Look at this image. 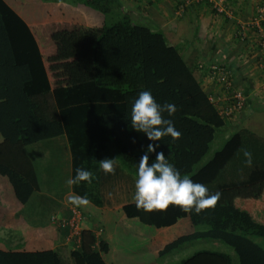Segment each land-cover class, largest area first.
<instances>
[{
  "label": "trees",
  "instance_id": "trees-1",
  "mask_svg": "<svg viewBox=\"0 0 264 264\" xmlns=\"http://www.w3.org/2000/svg\"><path fill=\"white\" fill-rule=\"evenodd\" d=\"M57 1L87 8L101 16V26L63 21L29 27L0 0V177L11 187L14 202L25 205L38 189L23 149L66 132L75 142H70L73 149L84 150L80 126L92 117L104 133L102 144L92 150L96 164L115 159L137 179L140 158L150 143H159L156 151H162L182 176L206 185L210 193L222 194L214 208L199 215L175 205L153 212L136 204L122 208L128 219L156 229L189 218L193 232L160 250L159 264L196 241H210L228 251L220 246L198 250L177 264H264L262 129L258 135L257 127H247L249 118L241 120L245 112L239 124L219 114L209 101L211 93L203 90L196 73L163 33L132 22L123 4L139 0H27V4ZM145 90L160 104L176 105L174 116L165 113V118L173 120L179 139L152 142L132 127L131 102ZM257 102L248 100L246 110L264 111L256 108ZM102 104L121 105V115L100 113L95 107ZM262 118L255 119L253 126ZM233 124L222 146L208 156L216 132ZM244 150L252 153L251 166L245 162ZM154 160L152 153L149 163ZM65 232L60 230L62 241ZM0 243L8 249H0V264H105L102 255L108 250L102 240L96 244L90 229L81 230L77 247L63 242L68 246V262L58 250L16 252L10 242Z\"/></svg>",
  "mask_w": 264,
  "mask_h": 264
},
{
  "label": "crops",
  "instance_id": "crops-1",
  "mask_svg": "<svg viewBox=\"0 0 264 264\" xmlns=\"http://www.w3.org/2000/svg\"><path fill=\"white\" fill-rule=\"evenodd\" d=\"M4 1L29 27L63 21L89 27H98L102 23L101 16L86 11V8L80 5L71 6L64 1L29 5L27 0H23L25 5L35 10L27 13L22 11L23 5L19 0ZM141 1L143 12L146 13V22L158 28L167 43L181 53L186 65L196 73L205 92L216 93L217 87L198 66L215 63L225 66L231 72L233 86L243 91L249 100L259 101L256 104L261 110L264 109V99L260 100L254 96V88L261 81L262 74L258 65L260 60L264 62V24L261 34L251 24L260 0H139ZM127 3L124 2L123 6ZM215 5H219L223 12L218 13ZM241 25H245L246 35L242 42L236 38ZM95 108L100 113H122L119 104H102ZM252 116L253 119H261L264 111L255 112L254 109L248 108L241 120ZM96 117L98 115L94 118ZM254 122L256 121L253 120ZM262 125L259 124L261 129ZM23 152L33 167L38 184L37 192L30 196L25 205L18 206L13 202L15 200L11 187L5 178L0 177V199L6 197L14 206L11 212L0 208V230L23 237V240L15 243L12 240L0 239L7 244L10 242L12 251L58 250L61 255V250L65 247L62 234L52 225L50 218L52 215L57 218L65 217L71 207H76L82 213V229L93 230L100 227L103 230L101 240L108 247L107 253L102 255L105 264H157L160 250L177 238L193 232L189 218L180 219L173 226L161 229L143 225L135 218L128 219L122 208L136 204V178L123 170L117 161L114 174L104 173L94 161L93 166L86 165V152L73 149L66 132L62 136L27 146ZM77 168H84L94 174V188L90 187V183L83 181L75 185L67 183L70 178L75 177ZM6 183L11 196L6 194ZM73 195L87 196L90 203L86 206L72 205L69 198ZM29 205V211L42 212L29 213V220H26L23 212ZM127 233L135 235L134 246L137 248L132 254L125 253L123 261L114 256ZM116 240L119 244H115ZM0 249L8 250L1 243ZM142 253L151 255L149 263L142 259ZM65 261L68 262V259Z\"/></svg>",
  "mask_w": 264,
  "mask_h": 264
},
{
  "label": "clouds",
  "instance_id": "clouds-1",
  "mask_svg": "<svg viewBox=\"0 0 264 264\" xmlns=\"http://www.w3.org/2000/svg\"><path fill=\"white\" fill-rule=\"evenodd\" d=\"M177 107L173 103H158L150 90L141 91L131 102L130 121L132 127L146 135L152 142H159L164 137L179 139L181 133L176 129L172 119ZM159 143H150L147 151L136 165L134 200L137 208L145 212L164 211L169 205L179 206L185 212L199 215L203 210L214 208L221 199V193H210L204 184L194 182L187 175L182 176L179 169L170 163L164 153L157 152ZM155 153V160L149 163L150 154ZM243 155L248 166L252 164V153L244 150ZM115 159L100 161V168L106 174L115 173ZM94 174L84 168H77L74 178L67 183H91ZM69 203L75 206H86L90 203L87 196L73 195Z\"/></svg>",
  "mask_w": 264,
  "mask_h": 264
},
{
  "label": "rangeland",
  "instance_id": "rangeland-1",
  "mask_svg": "<svg viewBox=\"0 0 264 264\" xmlns=\"http://www.w3.org/2000/svg\"><path fill=\"white\" fill-rule=\"evenodd\" d=\"M19 1L23 5L22 6V11L23 12L27 13L29 11H35L33 7L25 5L24 4L25 2H23V0H19ZM142 5H143L142 1L141 2H136V3H127V4H125L124 8L127 11V13L129 14V16L131 17L132 22L134 24H136L138 26L149 28L153 32H159L158 28H155L152 24H149L148 22H146L147 21V18H146V15H145L146 13L143 12ZM20 11H21V9H20ZM86 11L91 12L87 8H86ZM92 13H94V12H92ZM256 108H259V106H256ZM90 120H91V122H90ZM253 120L255 121V119L250 117L248 119V121H247L246 126L249 127V128L257 127V129H258L257 130V134L259 135L260 132H261V128H260L259 124H257L256 126L255 125L253 126ZM239 122H240L239 119H237L235 124H239ZM262 123H263V125H262V133L264 134V119L263 118H262ZM234 126H236V125H234V124L230 125L226 129H221V130H218L216 132V135H215L214 141L211 144L210 152H209L208 156H211V154L214 151L218 150L222 146L224 140L230 135V132L234 129ZM80 131H81V133H83V139H84V141H83L84 144L83 145H84V150L86 151V154H87V157L85 159V164L88 165V166H93L95 161H94V158L92 157V154H93L92 150L99 143L102 144V142L104 140V133H102V130H100V126H98L97 120H95V119L92 120V117L90 119H88V120L83 119L82 125L80 126ZM68 137H69V134H68ZM69 139L71 140L70 142L72 144L75 143L74 140L72 139V137L69 138ZM93 161H94V163H93ZM90 163H92V164H90ZM5 185L7 186V183ZM7 187H8L7 188L8 193H6V194H9V196H11V192H10L9 186H7ZM90 187L91 188L95 187L94 180H92V182L90 183ZM12 204H13L12 201L7 199L6 197H4L3 199H0V208H4L5 211H10L11 212L14 209V206ZM71 208H76V207H71ZM29 209H30V205L27 206L26 210H24L25 212H23V216L26 218V220H29L28 219V214L29 213L30 214H34L36 212L37 214H39V213L42 212V211L38 212V210L35 211V212H34V210H30L29 211ZM58 217H60V216H58ZM28 222H30V221H28ZM36 227H38L39 229L41 228L40 225H38V226L36 225ZM2 228H3V226H2ZM24 235L27 236V234H24ZM125 237H126L125 240L118 247V252L119 253L117 252L115 254V256H114V258L120 257L121 260L123 259V261L125 260V257H124L125 253L132 254V252L135 251V249L137 248L136 246H134V242L136 241L135 240L136 237H135L134 234L127 233L125 235ZM0 239L6 240V241H8V240L11 241L12 240V242L15 243V242H19V241L23 240V237L22 236H15L13 232H5L4 230H0ZM129 240H130V242H129ZM115 244H119V241L116 240ZM64 246H65L63 248L64 250H61V255H62V257L64 259H66L67 256H68V253H67L68 252V246H66V245H64ZM219 246H220L221 249H226V248H224L221 245H219ZM215 247H216V243H213V242H210V241H196V242H194L192 244H188V245L184 246V248L182 250L178 251L174 255V257L171 256L169 259H163L161 264L162 263L163 264H177L181 259L186 258L187 256L193 254L194 252H196L198 250L212 249V248H215ZM143 255H144V257H143ZM150 256L151 255H149V254L146 255L145 253L144 254L142 253V259H144L145 262L148 261L147 263H149V260L151 259ZM121 262L122 261H120V263ZM157 264H159V263L157 262Z\"/></svg>",
  "mask_w": 264,
  "mask_h": 264
},
{
  "label": "built area",
  "instance_id": "built-area-1",
  "mask_svg": "<svg viewBox=\"0 0 264 264\" xmlns=\"http://www.w3.org/2000/svg\"><path fill=\"white\" fill-rule=\"evenodd\" d=\"M187 2H185V5ZM215 10L222 13L223 10L219 5H215ZM255 17L252 25L258 33L261 34L264 24V0H260V4L256 8ZM236 38L239 41L246 39L245 25H241L238 29ZM198 68L206 73L208 80L217 87L216 93L209 95V101L218 110L219 114L228 122H235L246 111L249 97L241 90L235 88L232 84L231 72L225 67L215 63L209 65L199 64ZM258 70L261 72V81L254 88V96L257 99H264V62L260 60ZM52 225L58 231L65 230L63 234V242L66 245L77 247L79 245L80 233L84 217L76 208H70L65 217L57 218L52 215L50 218ZM96 244L101 240L103 230L100 227L93 229Z\"/></svg>",
  "mask_w": 264,
  "mask_h": 264
}]
</instances>
